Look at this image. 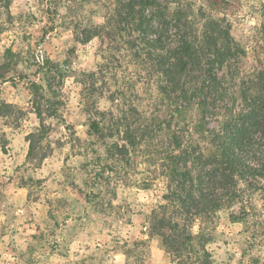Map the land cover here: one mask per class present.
I'll use <instances>...</instances> for the list:
<instances>
[{"label":"rangeland","instance_id":"374dc122","mask_svg":"<svg viewBox=\"0 0 264 264\" xmlns=\"http://www.w3.org/2000/svg\"><path fill=\"white\" fill-rule=\"evenodd\" d=\"M223 1L221 13L247 50L243 68L264 64V0ZM115 3L0 0V264H125L124 248L136 239L145 241L136 247L145 264H174L151 224L166 190L163 137L146 141L113 180V208L95 211L81 192L89 178L83 141L90 116L85 86L91 81L85 73L114 51L113 69L97 82L105 91L95 97L100 109L111 106L109 88L140 74L138 61L118 51L116 41L103 35L82 43L78 37L104 24ZM142 93L148 99L154 89ZM38 106L50 126L44 141L49 155L41 164L28 157L27 140L40 127ZM254 203L248 225L229 219L239 206L218 213L209 246L215 264H237L243 248L246 257L264 264V196ZM249 258L244 264H252Z\"/></svg>","mask_w":264,"mask_h":264},{"label":"trees","instance_id":"16d2710c","mask_svg":"<svg viewBox=\"0 0 264 264\" xmlns=\"http://www.w3.org/2000/svg\"><path fill=\"white\" fill-rule=\"evenodd\" d=\"M222 2L116 0L104 24L78 36L82 43L103 35L116 41L118 51L138 61L140 73L107 90V109L97 107L95 97L105 95L97 82L113 69L114 51L85 73L91 81L84 94L90 113L85 202L95 211L113 208V180L146 141L163 137L166 190L151 224L174 264H215L209 246L218 213L239 206L229 219L248 225L255 196H264V64L243 68L247 50L232 35ZM148 87L154 93L144 99ZM45 111L36 108L40 127L27 136L28 157L39 164L49 155ZM140 243L124 248L125 264H145ZM247 255L243 248L237 264L248 257L260 263Z\"/></svg>","mask_w":264,"mask_h":264}]
</instances>
